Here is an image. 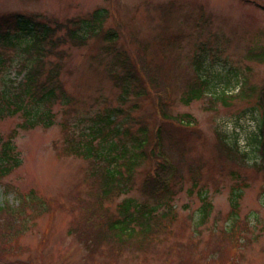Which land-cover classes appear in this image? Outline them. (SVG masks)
I'll use <instances>...</instances> for the list:
<instances>
[{
  "label": "rangeland",
  "instance_id": "374dc122",
  "mask_svg": "<svg viewBox=\"0 0 264 264\" xmlns=\"http://www.w3.org/2000/svg\"><path fill=\"white\" fill-rule=\"evenodd\" d=\"M94 11L107 15L103 29L114 32L116 42L107 45L101 36L82 47L65 46L60 81L73 102L53 108L51 128L18 129L12 139L21 164L0 183V207H6L0 231L16 221L19 232L1 246L0 264H264L262 116L257 96L239 97L264 87V62L248 59L264 50V0H0V21L63 23ZM31 35L14 37L18 48L8 53L12 64L3 83L22 78L20 50ZM116 58L125 59L141 80V98L133 91L121 98L111 78ZM146 70L158 80L155 91ZM196 78L211 90L186 106L183 95ZM164 90L170 92L166 101ZM109 117L112 128L130 136L145 128L146 151H152L155 137L160 141L137 168L131 192L101 202L109 215L125 199L157 206L141 191L157 157L178 169L169 195L174 222L142 250L94 244L95 234L73 233L83 218L80 204L95 202L97 191L90 162L64 154L62 125L73 134H89L100 132ZM169 117L186 119L181 124ZM22 123L19 115L0 118V151ZM96 146L99 153L106 148L101 139ZM31 192L40 203L27 204L23 212ZM232 228L238 232L229 240Z\"/></svg>",
  "mask_w": 264,
  "mask_h": 264
},
{
  "label": "trees",
  "instance_id": "16d2710c",
  "mask_svg": "<svg viewBox=\"0 0 264 264\" xmlns=\"http://www.w3.org/2000/svg\"><path fill=\"white\" fill-rule=\"evenodd\" d=\"M106 18L105 13L94 11L86 18L70 19L63 23L31 22V20H21L20 17L0 21V87H2L5 73L12 64L8 53L16 52L18 48L14 37L20 33L32 34L31 43L20 50L23 59L18 74L22 78L16 82L14 80V83L10 85L3 83L4 90L0 88V118H12L19 115L23 120L17 130L12 132L8 141L3 143L0 151V183L20 167L19 157L12 145V139L16 136L18 129L26 132L39 127L49 129L55 122L53 108L56 105H70L73 102L60 81L64 57L62 49L67 45L85 46L91 37L103 36L102 40L107 45L116 42V34L103 29ZM248 59L263 63L264 50L249 53ZM115 63L111 78L114 85L119 88L121 98L127 97L132 91L135 96L141 98L144 94L140 93L143 84L133 74L129 63L123 58H116ZM119 69L121 72L116 74L115 72ZM145 72L151 88L153 91L157 90L159 83L156 76L148 70ZM209 90L211 89L206 80L193 79L187 86L182 103L188 106L201 100ZM162 93L166 101L170 92L164 90ZM212 95L211 92L210 96ZM221 95L219 100L225 104L224 94ZM252 96H257L256 109L262 116L258 140L264 156V87L258 91L250 88L243 91L239 97ZM214 97L218 96L214 94ZM162 106L165 107L164 103ZM169 119L182 124L186 117H169ZM62 126L64 154L90 162L92 168L89 178L94 182L97 191L95 202L80 204L83 218L73 233L78 236L81 235L79 231L92 233L95 234L91 237L94 244L109 241L114 246L125 249L133 247L142 250L159 241L160 233L167 232L169 227L167 225L172 226L176 216L173 205L170 204L171 196L169 195L174 186L173 181L178 177V169L171 161L164 157H157L158 162L152 175L146 178L141 190L143 196L154 201L157 206L138 204L132 199H125L117 206L116 213L109 215L108 210L104 209L101 203H113L115 198L131 192L137 168L158 150L160 144L158 137H155L156 144L152 151H146L149 146V135L145 128L140 129L136 136H130L128 131L124 132L117 127L112 128L114 125L110 122V117L105 121V125L100 127V132L92 130L89 134L76 135L69 132L71 131L69 126L66 127L65 124ZM100 139L105 145L103 147L106 148L100 149L99 153L96 142ZM195 174H198L197 170ZM24 202L21 205L22 211L29 203L33 205L40 203L32 192L24 199ZM232 203L236 208V201L232 200ZM5 211V206L0 207V214ZM11 216L14 217V215ZM15 224L16 221L12 224L9 222L0 231V253L1 246L5 242L11 243L17 237L16 234L19 231H15L17 228ZM237 232L232 228L229 240H233Z\"/></svg>",
  "mask_w": 264,
  "mask_h": 264
}]
</instances>
